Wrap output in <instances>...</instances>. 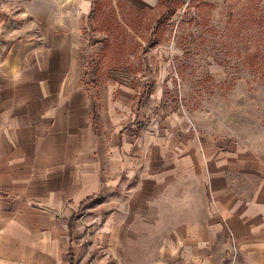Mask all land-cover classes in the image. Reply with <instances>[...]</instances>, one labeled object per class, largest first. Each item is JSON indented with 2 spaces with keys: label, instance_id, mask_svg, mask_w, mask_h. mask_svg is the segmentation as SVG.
Instances as JSON below:
<instances>
[{
  "label": "crops",
  "instance_id": "1",
  "mask_svg": "<svg viewBox=\"0 0 264 264\" xmlns=\"http://www.w3.org/2000/svg\"><path fill=\"white\" fill-rule=\"evenodd\" d=\"M101 1L0 0V264H75L80 208L128 191L154 211L177 187L181 221L154 264H222L231 238L232 264H264V145L192 127L158 82L169 46L137 68L107 63L91 41ZM107 1L127 29L168 7Z\"/></svg>",
  "mask_w": 264,
  "mask_h": 264
},
{
  "label": "rangeland",
  "instance_id": "2",
  "mask_svg": "<svg viewBox=\"0 0 264 264\" xmlns=\"http://www.w3.org/2000/svg\"><path fill=\"white\" fill-rule=\"evenodd\" d=\"M122 21L128 29L115 21L107 0L98 4L91 41L103 43L107 63L137 68L139 57L146 60L158 44L169 46L158 62L167 68L158 82L192 127L224 142L264 145V0H168L158 13ZM184 189L160 196L154 211L131 202L128 191L87 203L71 217L75 264L160 261L159 246L181 221L172 216L182 209ZM191 191L197 201L199 193ZM230 242L222 264L237 254Z\"/></svg>",
  "mask_w": 264,
  "mask_h": 264
},
{
  "label": "trees",
  "instance_id": "3",
  "mask_svg": "<svg viewBox=\"0 0 264 264\" xmlns=\"http://www.w3.org/2000/svg\"><path fill=\"white\" fill-rule=\"evenodd\" d=\"M89 64H90V63H89ZM89 64H88V65H89Z\"/></svg>",
  "mask_w": 264,
  "mask_h": 264
}]
</instances>
